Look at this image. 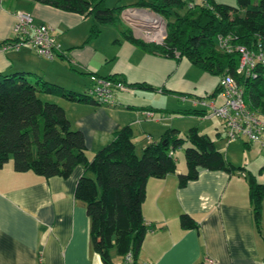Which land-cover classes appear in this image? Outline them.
Masks as SVG:
<instances>
[{"label":"crops","instance_id":"obj_1","mask_svg":"<svg viewBox=\"0 0 264 264\" xmlns=\"http://www.w3.org/2000/svg\"><path fill=\"white\" fill-rule=\"evenodd\" d=\"M17 12L29 13L37 26H49L60 49L53 59H46L29 47L15 50L0 45L1 74L39 77L77 94L87 93L92 75L154 89L117 92L113 106L39 94L42 101L61 107L71 129L82 133L89 160L126 126L133 131L137 154L168 130L185 137L196 128L211 139L229 163L244 169L232 173L201 170L196 180L179 187L177 175L185 174L187 168L177 164L176 173L148 179L141 212L150 229L138 263L206 264L210 258L219 264H264V199L257 232L247 181L252 174L264 184V159L254 165L257 174L249 168L247 158L240 159L247 150L258 149L250 157L251 166L264 147L244 140L226 141L223 123L210 116L209 107L224 102L221 91L213 95L219 77L184 57L145 52L126 39L124 32L129 29L141 40L122 17L120 27L117 23L98 25V36L87 40L95 24L92 18L33 1L0 0V43L14 38ZM141 107L147 110L138 109ZM188 111H201L204 116ZM83 173L77 166L67 178L44 179L32 172H16L11 161L0 169V264H102L91 247L85 204L74 198ZM183 214L192 217L194 228H181ZM116 259V264L121 262Z\"/></svg>","mask_w":264,"mask_h":264},{"label":"trees","instance_id":"obj_2","mask_svg":"<svg viewBox=\"0 0 264 264\" xmlns=\"http://www.w3.org/2000/svg\"><path fill=\"white\" fill-rule=\"evenodd\" d=\"M21 1H33L92 18L95 24L87 40L98 36V25H115L120 21V13L124 10L122 7L106 8L105 0ZM237 3L238 8H230L204 0V5L181 15L178 11L186 5L185 0H138L135 7L147 9L166 22V38L156 44L134 38L129 29L124 35L150 54L184 57L213 76H232L243 91L245 104L264 115V66L256 64L250 75L237 74L239 54L222 52L216 44L218 36H229L233 48L264 52V0H237ZM13 41L6 40L0 45ZM127 88L154 90L147 85H127ZM219 91L218 86L213 95ZM39 94L103 106L87 93L77 94L39 77L0 73V169L11 161L18 173L32 172L48 179L67 178L75 167L81 166L84 173L76 183L74 198L85 204L91 247L102 264H116L113 254L121 261L118 264H139L138 256L150 229L141 212L145 186L150 178L163 179L176 173V149L188 144L183 152L187 172L177 175L179 187L196 180L201 170L228 173L244 170L229 163L211 139L196 128H191L185 137H179L176 130H168L159 141L137 154L133 131L126 126L116 131L113 141L89 160L82 133L71 129L61 107L42 101ZM138 109L147 110L146 107ZM188 113L204 116L201 111ZM247 181L255 227L260 232L264 184L252 174ZM179 221L183 229L196 226L186 214L181 215ZM128 253L132 256L131 263L125 262Z\"/></svg>","mask_w":264,"mask_h":264},{"label":"built area","instance_id":"obj_3","mask_svg":"<svg viewBox=\"0 0 264 264\" xmlns=\"http://www.w3.org/2000/svg\"><path fill=\"white\" fill-rule=\"evenodd\" d=\"M15 17L14 41L6 45V48L19 50L29 47L37 55L53 59L59 52L60 44L53 36L51 28L46 25H35L29 13L17 12ZM120 17L129 22L133 31L146 43L161 44L166 38V22L147 9L126 10ZM230 41L229 36H218L216 44L222 52L232 53L235 51L239 54L237 74L250 75L256 64L264 66V52L254 53L243 47L233 48ZM90 81L92 85L88 89L87 95L103 106L115 105V93L127 89V85L123 81L116 79L99 78L92 75ZM218 86L224 95V102L219 106L210 105V116L222 121L226 141L230 143L244 140L251 145L264 147V115L251 110L245 104L243 91L232 76L219 78ZM125 262H132L130 253L125 256ZM206 264L219 263L207 258Z\"/></svg>","mask_w":264,"mask_h":264},{"label":"rangeland","instance_id":"obj_4","mask_svg":"<svg viewBox=\"0 0 264 264\" xmlns=\"http://www.w3.org/2000/svg\"><path fill=\"white\" fill-rule=\"evenodd\" d=\"M86 1L89 2L91 0H86ZM185 1H186V5L184 6V8L182 10L178 11V13L181 15L185 14L189 9H192V8L195 9L198 6L204 5V0H185ZM213 1L216 4L225 5V6H228L230 8H238L237 0H213ZM137 2H138V0H105L104 6L108 9H112L115 7L124 8V10H122L120 13V16H121L122 13L126 10L141 9V8L135 7ZM242 13L243 12H240L241 15H242ZM120 26H121L120 21H117V27H120ZM126 92H128V91H126ZM189 124H193V123H189ZM189 126H191V125H189ZM181 137H183V136H181ZM186 146H188V144H185L184 147H182V148L176 149L174 152V157H175L177 164L179 166H185V161H184V156H183L184 153L183 152H184V148ZM249 151H251L253 153L250 154ZM255 151H259V150L258 149L257 150L256 149L255 150H247V152H245V154L240 155V159H241V161H243L247 158V162L249 163V165H248L249 168L252 167L255 174H257L258 170L256 169V167H254V165H257L258 161L264 159V149H262L263 154H261L260 158L257 159L256 161H254L253 165L250 166V164L252 163L250 157H252L253 155H256L254 153ZM116 258L117 257L113 254V261L117 262L118 260Z\"/></svg>","mask_w":264,"mask_h":264},{"label":"bare ground","instance_id":"obj_5","mask_svg":"<svg viewBox=\"0 0 264 264\" xmlns=\"http://www.w3.org/2000/svg\"><path fill=\"white\" fill-rule=\"evenodd\" d=\"M154 17V16H153ZM156 20H159V19H157L156 17H154ZM232 44V43H231Z\"/></svg>","mask_w":264,"mask_h":264}]
</instances>
